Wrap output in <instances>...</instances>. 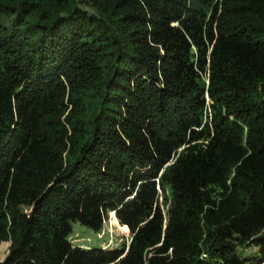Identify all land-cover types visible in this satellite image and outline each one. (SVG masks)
<instances>
[{
    "label": "trees",
    "instance_id": "1",
    "mask_svg": "<svg viewBox=\"0 0 264 264\" xmlns=\"http://www.w3.org/2000/svg\"><path fill=\"white\" fill-rule=\"evenodd\" d=\"M114 212L128 245L72 241ZM4 242L0 264H264V0H0Z\"/></svg>",
    "mask_w": 264,
    "mask_h": 264
},
{
    "label": "rangeland",
    "instance_id": "2",
    "mask_svg": "<svg viewBox=\"0 0 264 264\" xmlns=\"http://www.w3.org/2000/svg\"><path fill=\"white\" fill-rule=\"evenodd\" d=\"M113 213V212H112ZM123 227V226H122ZM72 241L82 246H89L90 248H108L111 245H117L118 248H122L123 245H128L130 241V232L127 228H121L114 222L112 214L109 215L108 220L105 222V226L101 232H94L86 226L79 223H72ZM11 247L10 242H4L0 245V262H3L9 255ZM257 248H249L244 251V257L257 256Z\"/></svg>",
    "mask_w": 264,
    "mask_h": 264
},
{
    "label": "bare ground",
    "instance_id": "3",
    "mask_svg": "<svg viewBox=\"0 0 264 264\" xmlns=\"http://www.w3.org/2000/svg\"><path fill=\"white\" fill-rule=\"evenodd\" d=\"M115 213V212H114ZM112 217H113V219H114V222L119 226V223H118V221H117V219H116V217H115V214H112ZM124 231H126V230H124Z\"/></svg>",
    "mask_w": 264,
    "mask_h": 264
},
{
    "label": "clouds",
    "instance_id": "4",
    "mask_svg": "<svg viewBox=\"0 0 264 264\" xmlns=\"http://www.w3.org/2000/svg\"><path fill=\"white\" fill-rule=\"evenodd\" d=\"M110 214H112V213H110ZM116 215V214H115ZM111 246H117V245H111Z\"/></svg>",
    "mask_w": 264,
    "mask_h": 264
},
{
    "label": "water",
    "instance_id": "5",
    "mask_svg": "<svg viewBox=\"0 0 264 264\" xmlns=\"http://www.w3.org/2000/svg\"><path fill=\"white\" fill-rule=\"evenodd\" d=\"M115 214H116V212H115ZM128 227V226H127ZM129 229V228H128ZM129 232H130V230H129Z\"/></svg>",
    "mask_w": 264,
    "mask_h": 264
}]
</instances>
